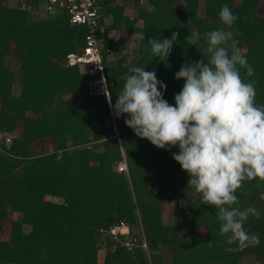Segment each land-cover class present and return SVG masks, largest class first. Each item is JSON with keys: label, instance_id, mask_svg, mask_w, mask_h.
Segmentation results:
<instances>
[{"label": "trees", "instance_id": "16d2710c", "mask_svg": "<svg viewBox=\"0 0 264 264\" xmlns=\"http://www.w3.org/2000/svg\"><path fill=\"white\" fill-rule=\"evenodd\" d=\"M47 1L11 7L0 0V132L7 135L0 141V264H264V214L245 222L249 234H259V244H229L220 233L218 209L188 187L190 176L172 156L179 148L159 149L136 136L106 94L91 93L100 73L65 66L69 54L86 47L90 30L72 26L67 12L50 15ZM132 3L135 18L125 13ZM144 3L100 2L99 25L106 31L98 39L113 105L134 66L155 71L167 85L164 98L175 105L185 83L175 74L185 63L208 61L206 34L220 28L233 32L225 46L247 58L254 75L237 67L254 83L256 106L264 105V0H205L203 15L201 0ZM224 4L238 16L231 28L219 17ZM192 31L201 36L196 46L185 40ZM173 32L179 35L169 57H156L148 40ZM124 39L133 47L122 45ZM13 59L17 71L9 66ZM44 141L50 151L39 154L37 144ZM123 163L127 170L120 172ZM262 192L264 181L246 180L232 207L264 210ZM170 202L174 209L166 222L163 207ZM121 225L129 234L113 235Z\"/></svg>", "mask_w": 264, "mask_h": 264}, {"label": "clouds", "instance_id": "9594fccd", "mask_svg": "<svg viewBox=\"0 0 264 264\" xmlns=\"http://www.w3.org/2000/svg\"><path fill=\"white\" fill-rule=\"evenodd\" d=\"M219 17L228 28L238 19L227 4ZM178 35L149 39L152 53L168 58ZM137 36L145 40L143 33ZM206 36L208 61L203 57L185 63L175 74L177 80L185 81L175 95V105L164 98L167 85L144 66L130 69L114 105L111 93L106 95L117 118L127 114L125 124L136 136L159 149L179 148L172 156L190 176L188 187L202 194L203 204L218 209L220 233L228 237L227 242L245 248L260 242L258 233L246 231L245 222L250 216L259 219L264 210L232 206L239 203L236 192L244 181H264V105L256 106L254 83L246 82L237 67L254 75L247 58L235 47L229 54L225 46L233 32L220 28ZM200 39L196 31L185 37L195 46ZM260 199L264 200V192Z\"/></svg>", "mask_w": 264, "mask_h": 264}, {"label": "built area", "instance_id": "2783aa9c", "mask_svg": "<svg viewBox=\"0 0 264 264\" xmlns=\"http://www.w3.org/2000/svg\"><path fill=\"white\" fill-rule=\"evenodd\" d=\"M102 0H48L47 12L50 15H56L61 12H67L69 22L72 26H86L90 33L86 38V47L75 53L67 56L64 63L66 67H79L81 69H90L92 74L100 73L102 79L91 84V87L97 84L102 85V91L96 94H106V81L104 78V69L102 65V44L103 40L98 39V34L105 33L106 29L100 26L102 19V7L100 2ZM145 0H141V3ZM105 21V20H104ZM107 22V21H106ZM8 144L11 140L7 138ZM127 170L126 164L121 166L120 172ZM113 235L129 234V228L126 225L115 227L112 231ZM130 246V244H127ZM144 248H147L146 244Z\"/></svg>", "mask_w": 264, "mask_h": 264}, {"label": "rangeland", "instance_id": "374dc122", "mask_svg": "<svg viewBox=\"0 0 264 264\" xmlns=\"http://www.w3.org/2000/svg\"><path fill=\"white\" fill-rule=\"evenodd\" d=\"M20 1H21V0H9V6H11V7H16L17 4H18V2H20ZM204 3H205V0H201L200 13H201L202 15H203L204 12H205V9H204ZM144 4H145V3L143 2L142 6H144ZM43 10H45V8H43ZM44 12H45V11H44ZM44 12H40V13H39V16H40V17H44V16H45V15H44V14H45ZM125 13H126L127 16H129V17H131V18H135V17L137 16V13H138V8H137V6H136L134 3H132L131 5H129V6L127 7ZM33 15L35 16V18H38V17H39L38 14H36V13H34ZM123 38H125V37H123ZM128 41H130V40H129V39H127V40L124 39L122 45H124V43H125L126 46L133 47V44H132V43L127 44ZM127 52H128V51L125 49V51H123V52H121V53H118L117 55L120 56V55L126 54ZM117 55H116V56H117ZM9 66H10V68L13 69L14 71H17V69H18V63H17V60H16V59H13V60L9 63ZM13 90H14V93H15V94H18L19 91H20V87H19V85H18V84L14 85ZM90 91H91V93L96 94L98 91H102V85H101V84L94 85L93 87L90 88ZM125 115H127V114H125ZM4 137H7V135H4V133L0 132V141H1ZM49 147H50V145H49V142H47V141H44V142H42V143H38V144H37V150H38L39 154H45V153L49 152V151H50V148H49ZM123 165H124V163L121 164L120 166H118V171H120V168H121V166H123ZM124 170H125V169H124ZM48 199H49V200H52V201H56V202H59V201H60L59 199H55V198H48ZM173 209H174V204L171 203V202H170V203H167V204L164 205V207H163V212H164V215H165V220H166V222H170V220H171V214H172V212H173ZM16 218L18 219L19 216H16ZM7 232H8V229L4 232V234H6ZM201 233H202V234H205V231L203 230ZM98 258H99V261H100V262H102V261L104 260V252H103V251H101V252L99 253ZM245 263H246V262H245ZM247 264H256V263H254V262L248 260V261H247Z\"/></svg>", "mask_w": 264, "mask_h": 264}]
</instances>
